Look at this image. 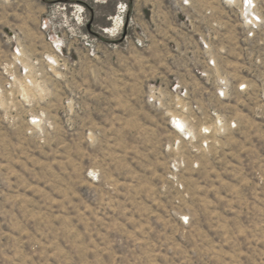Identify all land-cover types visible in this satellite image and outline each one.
I'll return each instance as SVG.
<instances>
[{
  "label": "rangeland",
  "instance_id": "374dc122",
  "mask_svg": "<svg viewBox=\"0 0 264 264\" xmlns=\"http://www.w3.org/2000/svg\"><path fill=\"white\" fill-rule=\"evenodd\" d=\"M105 1L0 0V264H264V25Z\"/></svg>",
  "mask_w": 264,
  "mask_h": 264
},
{
  "label": "built area",
  "instance_id": "2783aa9c",
  "mask_svg": "<svg viewBox=\"0 0 264 264\" xmlns=\"http://www.w3.org/2000/svg\"><path fill=\"white\" fill-rule=\"evenodd\" d=\"M223 3L228 6V7H234L237 12L239 13V17H240V24L242 25V27L245 28L246 33H248V35L250 37L255 36L258 32H260L263 28L264 25V20L263 17L258 9V5L257 2L255 0H222ZM79 6H81L80 4L77 3H70V7L74 8V11L76 12H83L84 10H80L81 8H78ZM66 8V6H65ZM64 9V8H61ZM127 6L125 4V6H122V4H119L117 7V14L118 15H122L128 12L127 10ZM44 27L43 29H47L48 25H46V22H44ZM122 25L125 26L126 22L123 23ZM106 32H108L107 30H105ZM204 46L206 48H208V44L204 43ZM53 47L57 50L60 51L61 50V44L57 41H54ZM209 66L210 67H214V60H209ZM204 75V74H203ZM218 88H217V94L224 98L226 97L225 95L227 94L228 88H229V84L227 82V80L225 78L219 79L218 81ZM178 87L174 86L173 90L179 91L180 90H176ZM185 93V92H184ZM183 93V95H184ZM182 94V93H181ZM180 119H183L182 117H180L179 115H173L170 119V125L171 127L177 131L178 133H180V135L184 138V139H190L191 138V131L187 128V126H180L178 121ZM227 125H230L231 127H236L237 124L235 122H230ZM207 134H209V131H206Z\"/></svg>",
  "mask_w": 264,
  "mask_h": 264
},
{
  "label": "crops",
  "instance_id": "0c3cea01",
  "mask_svg": "<svg viewBox=\"0 0 264 264\" xmlns=\"http://www.w3.org/2000/svg\"><path fill=\"white\" fill-rule=\"evenodd\" d=\"M90 1H92L93 4H95V5H101V6H104V5H105V7H107V6L109 5V2H108V1H105V0H90ZM90 1H88V0H82V3H83L84 5H86L88 8H90L91 10H94L93 7L90 6V4H89ZM102 14H103V15H104V14H105V15H112L113 12L106 11V12H103Z\"/></svg>",
  "mask_w": 264,
  "mask_h": 264
},
{
  "label": "bare ground",
  "instance_id": "6f19581e",
  "mask_svg": "<svg viewBox=\"0 0 264 264\" xmlns=\"http://www.w3.org/2000/svg\"><path fill=\"white\" fill-rule=\"evenodd\" d=\"M179 125L182 126V125H186L185 121L184 120H179Z\"/></svg>",
  "mask_w": 264,
  "mask_h": 264
}]
</instances>
